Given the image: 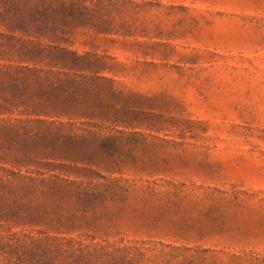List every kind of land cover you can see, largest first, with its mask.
I'll return each mask as SVG.
<instances>
[{
    "label": "rangeland",
    "instance_id": "rangeland-1",
    "mask_svg": "<svg viewBox=\"0 0 264 264\" xmlns=\"http://www.w3.org/2000/svg\"><path fill=\"white\" fill-rule=\"evenodd\" d=\"M105 55L129 127L108 241L125 264H264V0H129Z\"/></svg>",
    "mask_w": 264,
    "mask_h": 264
},
{
    "label": "trees",
    "instance_id": "trees-1",
    "mask_svg": "<svg viewBox=\"0 0 264 264\" xmlns=\"http://www.w3.org/2000/svg\"><path fill=\"white\" fill-rule=\"evenodd\" d=\"M129 2L0 0V264H125L108 238L129 196L110 177L128 98L109 57L70 44L118 32Z\"/></svg>",
    "mask_w": 264,
    "mask_h": 264
}]
</instances>
